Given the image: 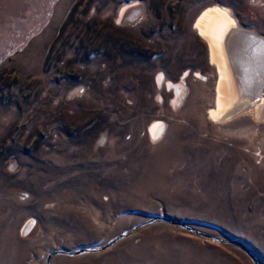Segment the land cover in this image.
<instances>
[{"label": "rangeland", "instance_id": "1", "mask_svg": "<svg viewBox=\"0 0 264 264\" xmlns=\"http://www.w3.org/2000/svg\"><path fill=\"white\" fill-rule=\"evenodd\" d=\"M137 2L143 16L118 24ZM214 4L264 38V0H0V264H46L165 216L264 264V124L208 115L216 74L193 24ZM51 264L254 263L161 223Z\"/></svg>", "mask_w": 264, "mask_h": 264}, {"label": "bare ground", "instance_id": "2", "mask_svg": "<svg viewBox=\"0 0 264 264\" xmlns=\"http://www.w3.org/2000/svg\"><path fill=\"white\" fill-rule=\"evenodd\" d=\"M200 12L193 29L206 42L216 74L214 105L209 108V118L226 123L252 116L256 125L264 124V38L241 26L227 7L214 4ZM141 16L140 3L126 4L119 10L117 22L131 23ZM158 85L175 92L177 97L180 94L179 83L163 80L162 76ZM164 126L162 121H154L150 125V137L159 140ZM33 226L34 220L29 219L23 224L22 235H28Z\"/></svg>", "mask_w": 264, "mask_h": 264}, {"label": "water", "instance_id": "3", "mask_svg": "<svg viewBox=\"0 0 264 264\" xmlns=\"http://www.w3.org/2000/svg\"><path fill=\"white\" fill-rule=\"evenodd\" d=\"M161 223L165 224V225L175 226V227L181 228L182 230H185L189 234L195 235L197 237H200V238L208 240V241H212L216 244L237 245V246L241 247L246 252V254L251 258V260L253 261L254 264H261L257 254L245 243H243L241 241H237V240H230V241L224 240V239L218 237L217 235L215 236V235L205 233L204 231L202 232L200 230H197L196 228H194V227H192V226H190L184 222L179 221V219L176 220V219H172V218H167L166 216L165 217H155V218L149 219L145 222H142L138 225H135L128 230L126 229L125 232L114 237L113 240L109 241L106 245H103V246L84 248V249H79L76 251H71V250H66V249L55 250L47 256L46 264H51L53 259L57 256L79 257V256H83V255L100 254L102 252H106L107 250H109L112 247H114L115 245H117L119 242H121L124 239H127L130 236H132L139 229H142L144 227H147V226H150L153 224H161Z\"/></svg>", "mask_w": 264, "mask_h": 264}]
</instances>
